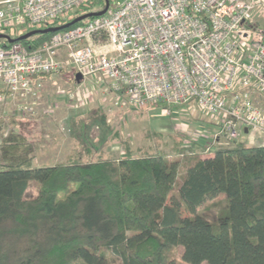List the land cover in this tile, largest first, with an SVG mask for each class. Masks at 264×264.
I'll return each instance as SVG.
<instances>
[{"label":"trees","instance_id":"1","mask_svg":"<svg viewBox=\"0 0 264 264\" xmlns=\"http://www.w3.org/2000/svg\"><path fill=\"white\" fill-rule=\"evenodd\" d=\"M54 33L22 42L36 48ZM219 143L203 154L180 142L172 159L129 146L120 159L89 160L86 149L34 166L28 140L11 134L0 167V264H264V144ZM220 194L227 206L212 220L198 209ZM175 246L181 263L167 255Z\"/></svg>","mask_w":264,"mask_h":264},{"label":"built area","instance_id":"2","mask_svg":"<svg viewBox=\"0 0 264 264\" xmlns=\"http://www.w3.org/2000/svg\"><path fill=\"white\" fill-rule=\"evenodd\" d=\"M95 1L0 0V34L14 40L0 38V109L70 67L108 82L116 104L198 106L217 123L215 141L264 135V0H113L36 48L18 40L102 10Z\"/></svg>","mask_w":264,"mask_h":264},{"label":"rangeland","instance_id":"3","mask_svg":"<svg viewBox=\"0 0 264 264\" xmlns=\"http://www.w3.org/2000/svg\"><path fill=\"white\" fill-rule=\"evenodd\" d=\"M112 8L111 4L109 10ZM43 81L36 98L10 100L0 109V167L5 162L4 142L11 134H21L28 140L34 166L55 165L86 149L91 153L89 160L100 155L120 159L127 155L129 146L134 155L145 151L164 152L172 159L180 157L181 144L184 148L204 150L203 154H208V147H215L217 123L196 105L175 107L172 114H167L164 105L143 110L127 100L116 104L108 82L91 77L78 80L70 67L45 76ZM19 104L27 106L22 114L17 111ZM253 134H243L237 141L264 144V135ZM220 142L219 146H226L233 141L223 136ZM38 188L37 182H31L28 195L34 196ZM177 195L174 188L168 202ZM226 206V196L220 194L198 210L215 220ZM167 255L181 263L182 247H173Z\"/></svg>","mask_w":264,"mask_h":264},{"label":"water","instance_id":"4","mask_svg":"<svg viewBox=\"0 0 264 264\" xmlns=\"http://www.w3.org/2000/svg\"><path fill=\"white\" fill-rule=\"evenodd\" d=\"M109 7H110V0H105V7L102 10L88 12L86 14H83V15L79 16L78 18H76V20H83V19H86V18L91 17V16H101V15L105 14L108 11ZM67 26H68V24H63L61 26H55V27H51V28L35 29V30H32V31H30V32L18 37V40L27 39V38H29V37L41 32V31L50 30L51 32H56V31L65 29ZM0 38H8V36L0 34ZM9 40L10 41H14L12 39H9ZM81 78H82L81 74H77V79L81 80Z\"/></svg>","mask_w":264,"mask_h":264},{"label":"crops","instance_id":"5","mask_svg":"<svg viewBox=\"0 0 264 264\" xmlns=\"http://www.w3.org/2000/svg\"><path fill=\"white\" fill-rule=\"evenodd\" d=\"M255 134H257V133L255 132ZM255 134H253V135H255ZM261 135H263V134H261ZM246 136H251V133L247 134ZM255 137H256V136H255Z\"/></svg>","mask_w":264,"mask_h":264}]
</instances>
